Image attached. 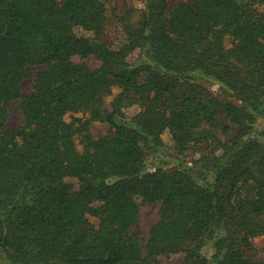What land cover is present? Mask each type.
Listing matches in <instances>:
<instances>
[{"label": "trees", "instance_id": "trees-1", "mask_svg": "<svg viewBox=\"0 0 264 264\" xmlns=\"http://www.w3.org/2000/svg\"><path fill=\"white\" fill-rule=\"evenodd\" d=\"M112 1L0 0V264H263L245 250L264 235V0H129L118 47ZM98 119L112 131L92 139ZM165 131L179 153L199 148L193 165H165ZM137 196L160 204L146 253Z\"/></svg>", "mask_w": 264, "mask_h": 264}, {"label": "rangeland", "instance_id": "rangeland-1", "mask_svg": "<svg viewBox=\"0 0 264 264\" xmlns=\"http://www.w3.org/2000/svg\"><path fill=\"white\" fill-rule=\"evenodd\" d=\"M186 1V0H168L170 7L174 8L176 7L180 2ZM138 3V2H137ZM133 3L131 1L126 0H115L107 5V17H106V29L104 32V40L108 42V44L112 47H118L125 39V34L121 28V17L124 15V13L129 9V7ZM140 4V3H138ZM229 45V42H226ZM73 60L76 63L81 64H87L88 66L92 68H96L100 65V60L97 59L95 56H90L86 58H82L80 56H74ZM41 67H34L32 68V75L28 77L24 81V93L27 94L31 92L34 88L35 84V76L36 74L41 71ZM211 88L220 94H223L224 96H227L228 93L224 91L223 89H220V87L213 83L211 85ZM120 89L117 86H113V88L110 91H107L103 95V106L101 107L102 110H109L111 109V102L113 99L118 95ZM21 100H17L14 102H10L7 105L8 108V115H7V125L16 129L20 126L24 125V114L22 111V108L20 107ZM129 114H132V110H128ZM82 116L83 114H71L68 113L66 115L67 120H71V116ZM90 118V114H85V120ZM228 123V121H225ZM264 125V120L261 121ZM112 131L111 126L103 119L98 120H92L88 125V132L90 133L92 139H98L101 136L107 135ZM83 133H85V130H82L81 132H77L75 135V143L77 146V149L79 151L84 150L85 142L83 139ZM208 133V128H201L200 130L195 131V138L196 141H198L200 138H203L205 134ZM232 134V132H230ZM219 136L221 138L226 139V135H223V133L220 131ZM163 139L165 143L167 144V147L169 151L172 152V156L168 157L166 160V166L172 167V165H183L184 163L189 164V166L193 165V162L200 157V150L199 148H190L186 150L184 153H179L177 150L173 148L171 135L169 132L165 131L163 134ZM204 142V141H203ZM202 145H206L203 143ZM71 182L76 183L77 180L74 178L68 179ZM136 202L139 206V215L137 219V223L135 226V229L139 230V239L141 246L143 247V252L146 253L145 246L147 244L148 238H149V231L151 227L160 219V204H149L146 203L141 196L136 197ZM91 221L94 224L99 223V219L95 216H91ZM206 253L210 255L212 253L211 248H206ZM247 257H249L252 260H256L258 262H261L264 264V235H257L254 236L251 239V245L245 250ZM159 261L162 264H182L184 262V253H177V254H168V255H159L158 256Z\"/></svg>", "mask_w": 264, "mask_h": 264}]
</instances>
